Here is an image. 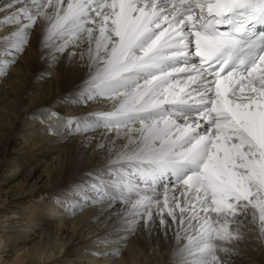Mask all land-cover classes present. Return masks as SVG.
Here are the masks:
<instances>
[{"label": "snow or ice", "instance_id": "6c2138e0", "mask_svg": "<svg viewBox=\"0 0 264 264\" xmlns=\"http://www.w3.org/2000/svg\"><path fill=\"white\" fill-rule=\"evenodd\" d=\"M4 9L0 75L40 23L54 59L72 48L88 66L73 103L111 102L72 121L125 141L91 186L93 202L127 209L119 230L155 216L163 225L166 213L177 264H233L248 225L264 241V0H9Z\"/></svg>", "mask_w": 264, "mask_h": 264}, {"label": "bare ground", "instance_id": "6f19581e", "mask_svg": "<svg viewBox=\"0 0 264 264\" xmlns=\"http://www.w3.org/2000/svg\"><path fill=\"white\" fill-rule=\"evenodd\" d=\"M8 2L0 0V19L10 15L4 9ZM42 29L38 23L28 43L39 63L34 66L25 51L0 75L1 111L4 107L17 111L18 104L28 97L27 105L19 110L18 124L11 125L8 150L12 155L0 158V264H177L172 259L178 242L177 224L166 213L165 224L155 216L154 224L146 228L141 222L129 235L119 230L127 211L123 204L93 202L92 184L98 175L108 174L109 161L125 141L104 129H75L72 118L109 110L111 102L97 99L83 106L73 103L88 66L79 54L74 59L67 54L78 52L72 48L54 59V50L41 46ZM9 31V26H0V36ZM3 47L0 45V59L8 58ZM50 73L52 77L42 78ZM48 108L59 116L55 133L44 122L42 113ZM53 147L55 156L47 164L33 159ZM25 167L29 171L41 168L43 175L21 179ZM15 188L16 195L3 197L7 189ZM82 190L89 196L87 201ZM163 193L164 189H159L161 198ZM172 194L170 191L169 196ZM172 228L176 237L166 244L163 232ZM254 229L248 225L242 230L245 238L236 242L241 255L232 258L233 264H264V241ZM152 231L158 235L154 246L160 250L161 262H152L149 257L146 236Z\"/></svg>", "mask_w": 264, "mask_h": 264}, {"label": "rangeland", "instance_id": "374dc122", "mask_svg": "<svg viewBox=\"0 0 264 264\" xmlns=\"http://www.w3.org/2000/svg\"><path fill=\"white\" fill-rule=\"evenodd\" d=\"M25 51H28V56L32 57V62L33 65L36 66L39 62H38V58L37 55L35 54L34 50H30L28 44H26L24 46V50L22 52H20L19 54H16L14 56L15 59H18L21 57V54ZM36 70V67H35ZM51 73L50 74H46L44 75L42 78L47 79L50 78ZM27 98L28 97H24L21 101V104H18L19 109L17 111H13V109H9L4 107L2 108V111L0 110V158L1 157H10L12 154L9 152L8 148V144L10 143V129H11V125H16L18 124L19 120H20V112L19 110L23 107H25V105H27ZM25 99V102H24ZM24 102V103H23ZM19 103V102H18ZM83 106V105H81ZM50 109V110H49ZM44 115V122H46V125L49 126L52 130L51 133H55L57 131L58 128V119L59 116L58 114L54 113L53 110H51V108H48V110H46L45 113H42ZM84 132V131H82ZM60 149V148H59ZM56 153V148H52L50 150V152H42V153H38L35 154L33 159L36 158L38 160H41V164H47L50 160L51 157H54ZM29 157V158H28ZM32 156H27V159H32ZM43 160V161H42ZM43 175L42 169L41 168H35L34 170L31 169L30 171L28 170L27 167H25V170L23 169V171L21 172V179H25L29 180L30 177H32V179H34L35 177H39ZM32 181V180H31ZM17 194V188L13 189V190H9L7 189L5 191V193L3 194V197L6 198H10L13 195ZM147 239H148V243L150 246V249H148V253H149V257L151 259L152 262L158 261L161 262L162 258L160 255V250H158V246H154L155 245V239L158 237L156 232H150L147 234ZM167 243H172V241L175 239L176 237V230L175 229H169L163 232V236H162ZM155 247V248H154ZM159 258V259H158Z\"/></svg>", "mask_w": 264, "mask_h": 264}]
</instances>
